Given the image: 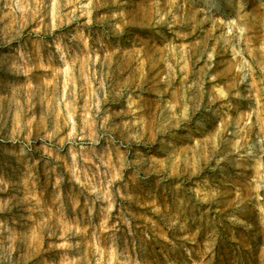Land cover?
Listing matches in <instances>:
<instances>
[{
  "label": "rangeland",
  "instance_id": "rangeland-1",
  "mask_svg": "<svg viewBox=\"0 0 264 264\" xmlns=\"http://www.w3.org/2000/svg\"><path fill=\"white\" fill-rule=\"evenodd\" d=\"M0 264H264V0H0Z\"/></svg>",
  "mask_w": 264,
  "mask_h": 264
}]
</instances>
